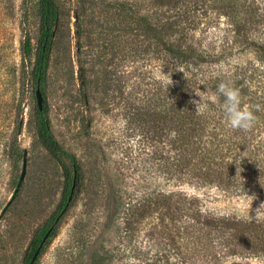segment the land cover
Wrapping results in <instances>:
<instances>
[{
    "label": "rangeland",
    "instance_id": "obj_1",
    "mask_svg": "<svg viewBox=\"0 0 264 264\" xmlns=\"http://www.w3.org/2000/svg\"><path fill=\"white\" fill-rule=\"evenodd\" d=\"M37 1L29 0L26 7V0H0V215L16 188L23 151L28 152L24 183L0 217V264H28L38 236L51 226L69 192L65 168L73 179V164L66 158L58 161L37 139V86L32 79L40 35ZM56 3L55 46L40 88L53 134L77 158L86 185L81 193L74 191L76 202L59 216L55 234L48 237L34 264H71L69 255L77 252L74 238H82L86 231L91 232V242L111 248L120 235L115 225L107 227L110 215L121 213L130 203H148L157 194L182 192L197 199V209L209 217L249 219L238 209L252 199L244 186L255 178L254 155L263 156L262 147L250 158L239 150L228 152L220 159L222 166H214L221 178L213 181L193 177L194 170L184 169L185 162L180 161L172 177L166 166L167 157L176 153L169 141L177 135L175 127L163 118L139 120L138 108L163 110L157 101L163 103L168 84L183 80L193 87L190 100L199 99L196 90L207 105L216 100L223 81L232 85L243 76L263 79L264 71L254 75L253 63L264 40V0ZM26 34L33 51L24 59L21 45ZM246 139L250 141L244 149L250 152L263 142L264 132ZM259 171L264 177L260 166ZM262 201L256 196L252 209ZM164 213L161 209L136 216L133 242L143 250L140 260L130 254L109 264L165 260L170 236L158 232L170 221H163ZM79 223L86 225L85 231L79 230ZM215 236L211 233L210 240ZM215 248L221 252L219 245ZM84 259L88 264L90 256ZM216 264H264V257L230 255Z\"/></svg>",
    "mask_w": 264,
    "mask_h": 264
},
{
    "label": "trees",
    "instance_id": "obj_2",
    "mask_svg": "<svg viewBox=\"0 0 264 264\" xmlns=\"http://www.w3.org/2000/svg\"><path fill=\"white\" fill-rule=\"evenodd\" d=\"M28 3L29 0H26V7ZM37 10L40 19V35L38 45L33 53L34 67L32 71V79L36 86L44 84L47 80L55 46V31L59 21L56 0H38ZM192 50L191 54L194 52L193 48ZM21 51L24 59L30 58L32 55L33 49L28 34L25 35L22 41ZM253 64L254 75L264 71V40L259 42L256 48L255 63ZM261 77L259 75L260 79L253 80V78L247 79V76H243L232 84L234 88L239 90L245 106H259V110L255 112L257 119L253 127L247 131L234 130L233 136L235 139L230 137L231 128L227 127L225 122H222L224 119L220 105L223 102V97L210 100L203 113L197 112L195 111V105L190 102V91L193 87L190 85L189 80H183L173 85L168 84L167 96L163 99V103L160 104L159 100L157 101V107H161L163 110L152 112L147 109L149 110L147 112V110H143L142 106L138 108L139 120L150 123L163 118L172 129L175 127L173 130L177 135L169 141L171 150H176V153L167 157V162H170L169 167L166 166L168 175L172 174L173 177V168H176L178 166L176 162L180 161L185 162L184 169L192 168L194 170L190 173L193 177L195 176L204 181H213L214 178H221L219 176L220 171L214 166H222L220 159L227 157L228 152L239 150L246 152L247 155L249 154L250 158V154L254 155V150L257 151L262 147L261 150L264 151V140L263 142L260 141L259 145L253 146L254 149L250 152L244 149L250 141V139H246L247 135L256 136L264 132V78L261 79ZM210 113L213 115L212 118ZM36 120L38 142L58 161L63 162L64 158L68 159L73 164L74 170L71 181V174L65 168L69 192L64 196L57 215L52 219L51 226L43 229L38 236L28 264L44 235L51 227L52 231L49 236L55 234L56 225L54 224L56 219L59 216L61 217L67 211L66 209L76 202L75 198L68 202L74 182V191H78V194L86 185L77 158L67 152L53 134L48 110L44 104L42 109L37 107ZM21 127L22 122H19L18 131ZM17 155L18 152L15 153V156ZM238 156L240 157L242 154ZM254 159L257 168L253 172L255 178L253 182L245 183L244 189L251 191L252 194L264 201V187H262L264 186V177L259 173V166L264 170V154L263 156L255 154ZM232 171L230 170V177H232ZM197 205V199L188 198L182 192H170L167 196L157 194L155 198H150L148 203L127 204L121 213L111 214L107 221V227L108 225H110L109 227L113 225L117 227L120 235L119 242L106 249L103 242L102 244L97 240L91 242L89 240L91 237L88 235L91 232L86 231L87 233L82 238L77 236L76 239L74 238L76 243L74 246L77 252H72L69 255V258L72 259L71 264H83L86 255L90 256L88 264H109V262H117L118 258L129 257L130 254L140 260L139 256L143 250L133 242L135 236H137L135 234L137 232L135 218L138 216L139 219L147 212L151 213V211L161 209L165 210L164 214H166L163 221L167 218L170 221L168 223L165 221L163 229L158 232L165 235V237L170 236L169 239H166L169 249L165 254V260L161 258L156 263L151 261L150 264H216L230 255L242 258L264 257V220L258 222L250 218L209 217V215H204L198 210ZM117 219H119V223ZM85 227L86 225L83 223L78 225L80 231H85ZM211 233H216L214 237L217 239L216 241H214V238L210 240ZM179 242L184 243L186 248L181 246ZM216 245H219L220 253L216 250ZM130 251H133L134 254ZM217 254L220 256L219 258ZM39 257L40 254L37 260ZM171 258L175 260L172 261Z\"/></svg>",
    "mask_w": 264,
    "mask_h": 264
},
{
    "label": "clouds",
    "instance_id": "obj_3",
    "mask_svg": "<svg viewBox=\"0 0 264 264\" xmlns=\"http://www.w3.org/2000/svg\"><path fill=\"white\" fill-rule=\"evenodd\" d=\"M195 94L199 99H193L190 102L195 105V111L203 113L206 110L204 98L196 90ZM217 98L223 97L221 103V111L223 119L227 127L231 129H239L247 131L252 128L257 117L255 112L259 110V106H245L242 102L239 90L234 88L230 82H221L216 89ZM264 187V186H262ZM247 203L243 204L238 212L247 218L262 221L264 220V201H262L255 209H252V203L256 199L255 194Z\"/></svg>",
    "mask_w": 264,
    "mask_h": 264
},
{
    "label": "water",
    "instance_id": "obj_4",
    "mask_svg": "<svg viewBox=\"0 0 264 264\" xmlns=\"http://www.w3.org/2000/svg\"><path fill=\"white\" fill-rule=\"evenodd\" d=\"M35 95H36V99H37V105L40 109L43 108V94H42V91H41V88H40V85H37L36 87V90H35ZM27 156H28V152L27 150H24V154H23V164H22V170H21V173H20V176H19V179H18V182H17V185H16V188L12 194V197L10 198V200L8 201V203L6 204V206L4 207L0 217L2 216V214H4L6 212V210L8 209V207L10 206V204L13 202V200L15 199V197L18 195L23 183H24V180H25V177H26V173H27V164H28V159H27ZM74 186H75V182L72 186V189H71V192H70V195H69V199H68V202H70L72 200V196H73V193H74ZM60 217L57 218L56 222L59 220ZM52 231V227L46 232V234L44 235L39 247L37 248V250L34 252L29 264H34L43 245L45 244L46 240L48 239L50 233Z\"/></svg>",
    "mask_w": 264,
    "mask_h": 264
}]
</instances>
